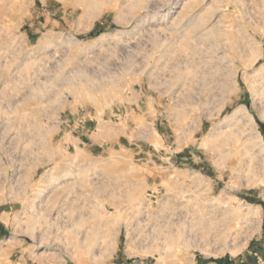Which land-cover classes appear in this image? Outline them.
Returning <instances> with one entry per match:
<instances>
[{"label":"rangeland","instance_id":"1","mask_svg":"<svg viewBox=\"0 0 264 264\" xmlns=\"http://www.w3.org/2000/svg\"><path fill=\"white\" fill-rule=\"evenodd\" d=\"M263 75L264 0H0V264H264Z\"/></svg>","mask_w":264,"mask_h":264},{"label":"bare ground","instance_id":"2","mask_svg":"<svg viewBox=\"0 0 264 264\" xmlns=\"http://www.w3.org/2000/svg\"><path fill=\"white\" fill-rule=\"evenodd\" d=\"M262 57V53L261 52H255V54H254V56H253V60L251 61V62H253V63H255L256 61H258V59H260ZM261 84H262V90H258V93L260 94V98L264 101V75L262 76V79H261ZM258 86V85H257ZM257 141H259V140H257ZM256 141V142H257ZM257 144H259V143H257ZM258 150H259V152H260V154L261 153H264V148H262V146L261 145H259V148H258ZM245 216V215H244ZM234 217V216H233ZM243 218V217H242ZM251 218V217H250ZM154 219H156V218H154ZM225 219V218H224ZM153 220V219H152ZM223 220V219H222ZM240 219L237 217V219L236 218H231V219H229V220H224L225 222H223L224 223V227H222L223 228V237L224 238H228L227 240H229L230 239V237L232 238H234V237H236V236H239V234H241L240 233V231H241V229H242V225H241V223H240V221H239ZM156 221V220H155ZM154 221V222H155ZM170 221H171V218H170ZM174 221V220H173ZM173 221H172V223H173ZM183 221V220H182ZM220 221H221V219H220ZM166 222V221H165ZM165 222H164V224H165ZM167 222H169V221H167ZM175 223H176V221H174ZM179 222H180V220H179ZM219 221H217V223H218ZM247 222V221H246ZM222 223V222H221ZM220 223V224H221ZM163 224V225H164ZM219 224V223H218ZM165 225H167V224H165ZM223 225V224H222ZM173 225L172 224H169L168 225V228H167V230H166V234H164L165 235V238L166 239H164V241L165 240H167V242L166 243H168L169 241H171L172 242V240L174 239V236H172V232H174V231H172V228H174V227H172ZM180 226V225H179ZM217 226V225H216ZM163 227V226H162ZM167 226H165V228H166ZM183 227V226H182ZM215 227V226H214ZM213 227V228H214ZM164 228V227H163ZM176 228V227H175ZM184 228V227H183ZM218 228V227H217ZM181 229V228H180ZM219 229H220V227H219ZM219 229H217L218 231H219ZM158 230V229H157ZM156 230V231H157ZM177 230V229H176ZM214 230H215V228H214ZM213 230V231H214ZM159 231H160V229H159ZM178 231V230H177ZM158 232V231H157ZM178 232H183V230L181 231H178ZM177 232V233H178ZM185 232H186V230H185ZM188 232V231H187ZM220 232H221V229H220ZM243 232V231H242ZM161 233V232H160ZM217 233V232H216ZM156 234V233H155ZM158 234V233H157ZM180 234H182V233H180ZM160 235V234H159ZM177 235V234H176ZM178 235H179V233H178ZM161 236H163V235H161ZM211 236V235H210ZM241 237H242V234L240 235ZM239 236V237H240ZM151 237V236H150ZM154 237V236H153ZM177 237V236H176ZM217 237V236H216ZM244 237V236H243ZM159 238H160V236H159ZM222 238V237H221ZM223 240V239H222ZM170 242V243H171ZM186 241L184 240V243H185Z\"/></svg>","mask_w":264,"mask_h":264},{"label":"crops","instance_id":"3","mask_svg":"<svg viewBox=\"0 0 264 264\" xmlns=\"http://www.w3.org/2000/svg\"><path fill=\"white\" fill-rule=\"evenodd\" d=\"M79 125V127H80V130H81V128H84V124H78ZM0 230H1V228H0ZM1 232V231H0Z\"/></svg>","mask_w":264,"mask_h":264}]
</instances>
